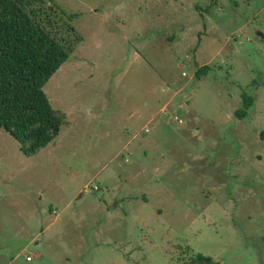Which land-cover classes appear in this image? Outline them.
Listing matches in <instances>:
<instances>
[{"label": "rangeland", "instance_id": "obj_1", "mask_svg": "<svg viewBox=\"0 0 264 264\" xmlns=\"http://www.w3.org/2000/svg\"><path fill=\"white\" fill-rule=\"evenodd\" d=\"M54 1L66 123L32 157L0 130V264H264V0Z\"/></svg>", "mask_w": 264, "mask_h": 264}, {"label": "trees", "instance_id": "obj_2", "mask_svg": "<svg viewBox=\"0 0 264 264\" xmlns=\"http://www.w3.org/2000/svg\"><path fill=\"white\" fill-rule=\"evenodd\" d=\"M76 18L54 0H0V130L26 157L48 147L65 126V115L53 109L43 88L82 41L71 25ZM208 70L200 68L196 79ZM241 99L239 120L254 103L246 93ZM190 264L220 263L199 254Z\"/></svg>", "mask_w": 264, "mask_h": 264}, {"label": "water", "instance_id": "obj_3", "mask_svg": "<svg viewBox=\"0 0 264 264\" xmlns=\"http://www.w3.org/2000/svg\"><path fill=\"white\" fill-rule=\"evenodd\" d=\"M262 36V35H261Z\"/></svg>", "mask_w": 264, "mask_h": 264}]
</instances>
